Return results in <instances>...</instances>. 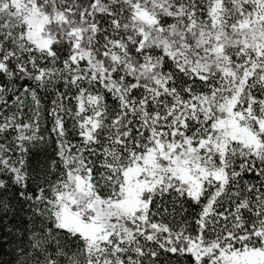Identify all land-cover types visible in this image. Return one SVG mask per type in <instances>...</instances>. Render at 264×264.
I'll use <instances>...</instances> for the list:
<instances>
[{
    "label": "snow or ice",
    "instance_id": "6c2138e0",
    "mask_svg": "<svg viewBox=\"0 0 264 264\" xmlns=\"http://www.w3.org/2000/svg\"><path fill=\"white\" fill-rule=\"evenodd\" d=\"M0 264H264V0H0Z\"/></svg>",
    "mask_w": 264,
    "mask_h": 264
}]
</instances>
